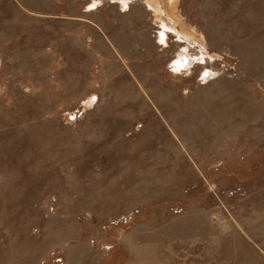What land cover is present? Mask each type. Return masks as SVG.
<instances>
[{"label": "rangeland", "instance_id": "obj_1", "mask_svg": "<svg viewBox=\"0 0 264 264\" xmlns=\"http://www.w3.org/2000/svg\"><path fill=\"white\" fill-rule=\"evenodd\" d=\"M0 264H264V0H0Z\"/></svg>", "mask_w": 264, "mask_h": 264}, {"label": "built area", "instance_id": "obj_2", "mask_svg": "<svg viewBox=\"0 0 264 264\" xmlns=\"http://www.w3.org/2000/svg\"><path fill=\"white\" fill-rule=\"evenodd\" d=\"M79 115H81V114H79ZM77 116H78V115L74 113L72 116H70V118L73 120V119H75Z\"/></svg>", "mask_w": 264, "mask_h": 264}]
</instances>
